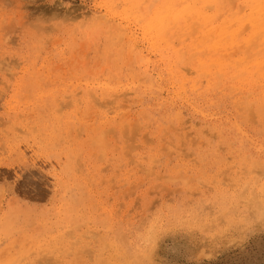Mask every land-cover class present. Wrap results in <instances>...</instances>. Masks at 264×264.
<instances>
[{"label": "rangeland", "instance_id": "374dc122", "mask_svg": "<svg viewBox=\"0 0 264 264\" xmlns=\"http://www.w3.org/2000/svg\"><path fill=\"white\" fill-rule=\"evenodd\" d=\"M128 1L0 0V264H264V82L234 66L264 51L239 43L203 74L198 60L221 54L194 50L183 23L154 51L121 16ZM144 1L150 16L164 0ZM109 5L126 30L116 47L83 22ZM72 94L95 102L75 110Z\"/></svg>", "mask_w": 264, "mask_h": 264}, {"label": "bare ground", "instance_id": "6f19581e", "mask_svg": "<svg viewBox=\"0 0 264 264\" xmlns=\"http://www.w3.org/2000/svg\"><path fill=\"white\" fill-rule=\"evenodd\" d=\"M144 4V0H129L127 10H123V8L121 9L123 10L121 16H123V19L128 22L131 19H134L135 21H140L142 23L143 34L150 41L151 47L154 51H159L163 45L167 48H170L171 42H169V40L166 38L167 32L179 28V25L183 23V32L189 31L190 34H200V36H198V38L194 41V50L198 51V49H204V51H207V54L214 53L222 55V59L209 60V63L198 60L199 68L201 71H203V74L208 75L212 69H215L216 74L221 73L226 66L230 65L227 64L226 61L228 60V57L236 53L235 49L238 48L239 43H242V47L246 50L245 54L250 52L255 53V56H258L264 51V0H243L238 4L235 2V0H164L161 5L157 6L153 10L150 16H145L144 14L140 13L139 10ZM212 7L218 8L221 13L218 16L206 15L207 11H209V9ZM101 8L102 7H96L95 10L100 12ZM106 9L107 10L104 15H97L88 18L84 17L83 22H91L92 26H96L98 28V33L96 36L93 35L87 39L89 41L91 40L96 42L99 36L104 34L107 35L108 40L114 44L113 47H116L121 43L123 37L125 36L126 30L124 27L112 25V22L117 19L116 13L113 11L110 5L107 6ZM221 17H223L222 22L218 25H214ZM197 24L203 26V30L197 32V28L194 26ZM246 33L248 34L247 37L242 38ZM128 48L129 50L131 49L130 52L138 57L143 58L146 61L145 65L149 66L150 61L146 60L148 57L145 59L141 51L135 52L136 46L134 43H131ZM108 52L110 55L107 54V60H110L112 57L111 47L109 48ZM124 64L125 67H130L132 65L130 59H124L122 65ZM234 66L238 72L236 78L239 82H244L254 76L259 79L260 82H264V58L256 57L251 61H247V58H240L238 61L234 62ZM168 68L171 74L177 73L176 69H174L171 64H168ZM122 69L123 68L120 67L117 70V74H115V76H108V79L114 81L117 78L118 80V77L120 78L121 76L120 71ZM142 73L147 74V71ZM128 79L139 82L144 78L137 75H130ZM182 87L184 86L181 85V89H183ZM101 88L102 86H100L99 90H96V92L100 91L103 97H114L113 100L111 99V102L114 104L118 103L119 96L117 97L115 96L116 94L113 93H106L104 92L105 90ZM93 96L94 95L85 94L83 99L76 100L75 94H72L69 97V103L75 110H77L80 108L78 107L79 105L86 104L89 106L92 104V102L95 100ZM120 107V104L115 107V109H113V107V112L115 113ZM130 125V119L126 118L124 120L123 126L129 127ZM131 133L135 134L134 131ZM104 137L105 133L102 132V128L100 130H95V134L93 136L94 143L104 148ZM142 138H144V136ZM197 142L200 144L202 141ZM176 144L177 143H175V145ZM185 156L187 155L185 154ZM135 163L137 165L142 164L140 158L137 159ZM150 173L152 174V172Z\"/></svg>", "mask_w": 264, "mask_h": 264}, {"label": "snow or ice", "instance_id": "6c2138e0", "mask_svg": "<svg viewBox=\"0 0 264 264\" xmlns=\"http://www.w3.org/2000/svg\"><path fill=\"white\" fill-rule=\"evenodd\" d=\"M2 179V178H0ZM25 179H28V177H25ZM12 178L10 177L9 178V183L5 184V188L7 190H11L12 187H14V183L11 182ZM262 191H264V187H262ZM260 215H261V222H262V225H264V207L261 208V211H260ZM97 264H103L102 261H98ZM142 264H149V261L145 260L142 262Z\"/></svg>", "mask_w": 264, "mask_h": 264}]
</instances>
